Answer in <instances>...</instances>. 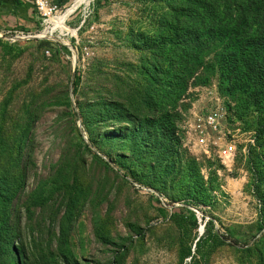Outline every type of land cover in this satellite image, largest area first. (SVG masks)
Listing matches in <instances>:
<instances>
[{
    "label": "rangeland",
    "instance_id": "obj_1",
    "mask_svg": "<svg viewBox=\"0 0 264 264\" xmlns=\"http://www.w3.org/2000/svg\"><path fill=\"white\" fill-rule=\"evenodd\" d=\"M75 1L0 0L4 260L264 264V0Z\"/></svg>",
    "mask_w": 264,
    "mask_h": 264
},
{
    "label": "built area",
    "instance_id": "obj_2",
    "mask_svg": "<svg viewBox=\"0 0 264 264\" xmlns=\"http://www.w3.org/2000/svg\"><path fill=\"white\" fill-rule=\"evenodd\" d=\"M60 2L61 0H33V3L37 8L38 12L44 17H49L53 14H57L59 11ZM209 125L215 126L214 118H210ZM223 154L226 157L230 153L229 151H226Z\"/></svg>",
    "mask_w": 264,
    "mask_h": 264
},
{
    "label": "bare ground",
    "instance_id": "obj_3",
    "mask_svg": "<svg viewBox=\"0 0 264 264\" xmlns=\"http://www.w3.org/2000/svg\"><path fill=\"white\" fill-rule=\"evenodd\" d=\"M92 0H76L74 2V4L66 11L65 14L61 15L60 18H59V21H58V26L59 28L61 29V33L63 32V25H64V20H66V17L69 15V14H72L78 7H80L81 5H89L91 3ZM50 19V18H49ZM41 35L43 36H47V38L49 37V33H48V30H44Z\"/></svg>",
    "mask_w": 264,
    "mask_h": 264
},
{
    "label": "trees",
    "instance_id": "obj_4",
    "mask_svg": "<svg viewBox=\"0 0 264 264\" xmlns=\"http://www.w3.org/2000/svg\"><path fill=\"white\" fill-rule=\"evenodd\" d=\"M74 92H76V88L74 89ZM13 248V244H10L9 240L7 237H5L4 235H2L0 237V264H8V258H6V261L4 260L5 256H8V254L10 253V246ZM14 249V248H13ZM9 252V253H7Z\"/></svg>",
    "mask_w": 264,
    "mask_h": 264
}]
</instances>
